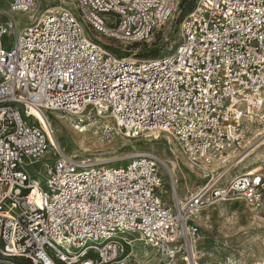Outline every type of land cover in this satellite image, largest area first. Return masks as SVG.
Instances as JSON below:
<instances>
[{
  "label": "built area",
  "instance_id": "built-area-1",
  "mask_svg": "<svg viewBox=\"0 0 264 264\" xmlns=\"http://www.w3.org/2000/svg\"><path fill=\"white\" fill-rule=\"evenodd\" d=\"M4 1L11 16L0 26V264H113L131 235L190 264L199 212L234 199L258 207L264 172L227 177L225 169L230 154L261 135L264 0H199L175 48L142 61L95 39L144 43L176 0ZM12 13L27 16L19 30ZM35 113L78 125L105 120L106 133L132 138L167 135L206 180L184 203L167 204L158 157L137 153L118 166L78 160Z\"/></svg>",
  "mask_w": 264,
  "mask_h": 264
},
{
  "label": "rangeland",
  "instance_id": "rangeland-1",
  "mask_svg": "<svg viewBox=\"0 0 264 264\" xmlns=\"http://www.w3.org/2000/svg\"><path fill=\"white\" fill-rule=\"evenodd\" d=\"M198 1L179 0V5L177 9L175 8L176 12L172 14L174 18L171 16L170 19L163 22V25L157 26L144 43H127L118 38L98 37L95 40L110 44L112 51L117 56L135 61L147 60L169 53L179 41L180 22ZM7 13L9 12L6 2L0 0V26H4L10 20L11 15L9 16ZM12 17L16 21L17 30L27 22L25 14L12 13ZM106 17L110 20L113 19L112 14L106 15ZM4 46L5 48L11 46L7 36L4 37ZM34 116L43 129L54 137L53 139L61 149L78 160L118 166L126 164L137 153H149L163 161L177 163L181 167L176 172V193L182 203L206 180V177H201L206 171L193 167L167 135L153 134L149 138H132L116 131L106 133L104 128L96 129L91 125L96 122L78 125L75 118L68 115L47 113L46 120ZM84 128L85 130L81 131ZM256 129H259L260 136L252 135L254 137L249 138V144L246 143L244 149L241 148L237 154H230L232 162L229 164V168L231 171L227 177L251 168H259L261 172H264V165H262L264 163V123L257 125ZM246 155L243 163L233 167L235 162ZM115 157L117 159H112ZM35 169L41 171V165H36ZM216 169L215 165L210 168L211 171ZM160 172L163 177L160 192L163 201L169 204L172 199L169 176L162 167ZM261 200L258 207L249 206L244 201L235 199L230 203L224 202L206 208L201 217L199 216V219L195 220L200 230L201 239L196 243L194 251L202 258L196 262L198 264L236 262L251 264L264 260V191ZM252 215H256V217H252ZM127 241L129 245L125 247L122 257L113 264H185L182 261L184 254L172 259L164 258L155 249L145 245L137 235L127 236Z\"/></svg>",
  "mask_w": 264,
  "mask_h": 264
},
{
  "label": "bare ground",
  "instance_id": "bare-ground-1",
  "mask_svg": "<svg viewBox=\"0 0 264 264\" xmlns=\"http://www.w3.org/2000/svg\"><path fill=\"white\" fill-rule=\"evenodd\" d=\"M179 5V0H177L176 2H175V5H174V12H176V9H177V6ZM176 8V9H175ZM173 12V13H174ZM172 13V14H173ZM172 16V18H174L173 17V15H171ZM171 18V17H170ZM164 23H162V24H160L159 26H161V25H163ZM34 115H36L37 117H39V118H41V119H43V120H46L47 118H46V116H43V115H41V114H39V113H35ZM107 123H108V125H107ZM264 122H262L261 124H263ZM91 125H93L96 129H103V128H106V127H108L109 126V122L108 121H97L95 124H91ZM48 126V125H47ZM50 127V126H49ZM77 129H79V128H77ZM85 130V128L84 129H81V131H84ZM153 135V134H152ZM158 135V134H157ZM160 136V135H159ZM127 137V136H126ZM54 138V137H53ZM171 139V138H170ZM172 140V139H171ZM81 141V140H80ZM173 141V140H172ZM247 157V155L245 156V157H243V158H241L238 162H235V164L233 165V167H235V166H237V165H240L241 163H243V161H244V159ZM112 159H117V157H115V158H112ZM160 170H161V167H162V169H163V171L169 176V178L171 179L170 180V187H171V193H172V199H174V200H177L179 203H181L182 204V202L180 201V198L178 197V194L176 193V184H177V180H176V172H177V170L178 169H180V165H177V163H175V162H173V161H170V162H166V161H163L162 159H160ZM262 165H264V163L262 164ZM202 170V169H201ZM226 172H227V174L231 171L230 170V168L229 167H227L226 169ZM182 171V170H181ZM202 171H204V169L202 170ZM260 171V169L259 168H251V169H248V170H246V171H244V172H242V173H236L235 175H238V174H246L247 176H251V175H254L255 173H257V172H259ZM209 172H211V171H209ZM161 173V172H160ZM202 178H205V177H207V174H206V172H204V174L201 176ZM231 177H233V176H231ZM163 181V180H162ZM235 200V199H234ZM234 200H232V201H234ZM227 203H230V201L229 202H227ZM260 206V205H259ZM202 212H204V211H202ZM202 212H199L197 215H196V220H198L199 219V216L201 217V214H202ZM207 217V216H206ZM252 217H256V215L254 216V215H252ZM205 219V218H204ZM200 259H202L200 256H198V254L193 250V252H192V256H191V259L189 260V258H187V260L190 262V264L192 263V264H198L196 261H198V260H200ZM182 261H183V259H182ZM262 261H264V260H262Z\"/></svg>",
  "mask_w": 264,
  "mask_h": 264
}]
</instances>
